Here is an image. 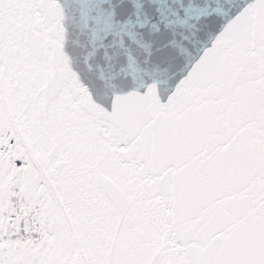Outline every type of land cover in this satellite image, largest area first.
Segmentation results:
<instances>
[{
	"label": "snow or ice",
	"instance_id": "snow-or-ice-1",
	"mask_svg": "<svg viewBox=\"0 0 264 264\" xmlns=\"http://www.w3.org/2000/svg\"><path fill=\"white\" fill-rule=\"evenodd\" d=\"M0 264H264V0H0Z\"/></svg>",
	"mask_w": 264,
	"mask_h": 264
}]
</instances>
